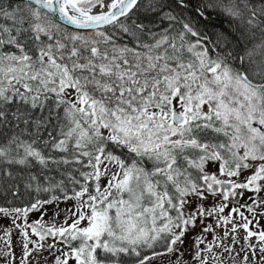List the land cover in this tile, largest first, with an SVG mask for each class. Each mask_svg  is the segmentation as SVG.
Masks as SVG:
<instances>
[{"label": "snow or ice", "instance_id": "6c2138e0", "mask_svg": "<svg viewBox=\"0 0 264 264\" xmlns=\"http://www.w3.org/2000/svg\"><path fill=\"white\" fill-rule=\"evenodd\" d=\"M20 184L49 197L0 206V264L13 230L19 264H264V200L239 204L264 192V0H0V188Z\"/></svg>", "mask_w": 264, "mask_h": 264}, {"label": "rangeland", "instance_id": "374dc122", "mask_svg": "<svg viewBox=\"0 0 264 264\" xmlns=\"http://www.w3.org/2000/svg\"><path fill=\"white\" fill-rule=\"evenodd\" d=\"M69 29L75 31V29H72V28H69ZM209 171L210 172H214V171H216V168L215 167H210ZM246 175H248V173H245V176ZM243 179H244V176H241L240 180L242 181ZM106 182L107 181L104 180V181H102V184L106 183ZM257 195H258L260 200H264V192H260L259 194H254L253 192L245 191L243 198L239 200V204L250 203L249 198L257 196ZM212 202H213L212 198L210 197L209 201H208L209 206H211ZM73 203H74L73 201H68L66 203L62 202L59 205V207L62 210L66 209V208H70ZM232 206H238V205L237 204L230 205V207H232ZM243 211H245V215L249 216V218L252 219L251 214H249L246 210H243ZM260 211H264V209H260ZM227 212H228V209H226L225 215H227ZM40 218L41 217H40V213L39 212H33V213L29 214L27 219H28L29 222H32V221H35V220L40 219ZM64 218H65V214L63 212H61L58 216H54V209H53L52 206L48 207L47 214L43 217V219H44V221L46 223L51 224V223L55 222L57 224V226H59L60 224H62L64 222ZM236 219L239 220V216H237ZM257 221H258V223H257ZM19 222L23 223L22 220L19 221ZM70 222L71 221H69V223ZM10 224H11V218H0V229H3L5 227L9 226ZM229 227H230V225H229ZM252 230L253 231L264 230V215L257 216L256 219L253 220ZM222 231H223V229H220V232H222ZM198 233H199V228H197L195 233H190L189 237L186 239V242L184 244V250H185L186 257H187V252L191 251L192 242H193V240L195 239V236ZM239 235L241 237V242H243L242 241V237H243L244 233L241 231L239 233ZM189 238H190V240H189ZM212 238L213 237H212L211 234L207 235V240L208 241H211ZM21 239L22 238L19 236L18 231L13 230L12 236H11V243H12V246H13V250H14V252L16 254V257H17L16 264H19L18 258L20 257V254H21V251H20V240ZM49 242H51V241H49ZM226 242L227 243H231V240H228ZM252 243L257 244L258 242L255 240V238H253ZM2 245H3V241H0V246H2ZM63 250H67V249H63ZM237 251H239V245L237 246ZM59 254H60V252L56 251V250H54L53 254H49L48 252H45L44 256L47 259V264H54V256L55 255H59ZM41 264H43V261L41 262ZM69 264H75V261L74 260H70ZM226 264H233V262L230 259H226Z\"/></svg>", "mask_w": 264, "mask_h": 264}, {"label": "trees", "instance_id": "16d2710c", "mask_svg": "<svg viewBox=\"0 0 264 264\" xmlns=\"http://www.w3.org/2000/svg\"><path fill=\"white\" fill-rule=\"evenodd\" d=\"M195 3V0H193ZM228 21L223 17L217 19L216 14L213 13L210 19V22L207 25L208 34L211 35L216 30L227 29ZM57 179L60 177L57 176ZM48 193H36L33 191L25 190L23 184L19 186V192L16 196H13L11 192H5L3 188H0V206H5L9 208L14 207H24L30 202H34L36 199H45L48 198Z\"/></svg>", "mask_w": 264, "mask_h": 264}, {"label": "flooded vegetation", "instance_id": "af4514ba", "mask_svg": "<svg viewBox=\"0 0 264 264\" xmlns=\"http://www.w3.org/2000/svg\"><path fill=\"white\" fill-rule=\"evenodd\" d=\"M218 231H220V230H218ZM189 240H190V238H189ZM191 255H192V253H191V251H188L187 252V258H188V260H191ZM133 262H129V264H132Z\"/></svg>", "mask_w": 264, "mask_h": 264}, {"label": "water", "instance_id": "95a60500", "mask_svg": "<svg viewBox=\"0 0 264 264\" xmlns=\"http://www.w3.org/2000/svg\"><path fill=\"white\" fill-rule=\"evenodd\" d=\"M65 26H67V27H69V28H72V29H74V28H73V26H69V25H65ZM82 31H83V30H82Z\"/></svg>", "mask_w": 264, "mask_h": 264}, {"label": "bare ground", "instance_id": "6f19581e", "mask_svg": "<svg viewBox=\"0 0 264 264\" xmlns=\"http://www.w3.org/2000/svg\"><path fill=\"white\" fill-rule=\"evenodd\" d=\"M67 27V26H66Z\"/></svg>", "mask_w": 264, "mask_h": 264}]
</instances>
